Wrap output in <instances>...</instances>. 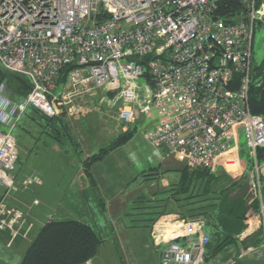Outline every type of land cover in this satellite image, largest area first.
Segmentation results:
<instances>
[{
  "label": "built area",
  "instance_id": "obj_1",
  "mask_svg": "<svg viewBox=\"0 0 264 264\" xmlns=\"http://www.w3.org/2000/svg\"><path fill=\"white\" fill-rule=\"evenodd\" d=\"M217 1L0 0V64L31 87L13 106L18 116L28 107L47 117L78 115L83 110L73 101L101 92L117 106L123 127L151 109L166 115L143 136L191 168L220 163L234 174L243 143L264 248V118L249 105L264 1L236 0L242 9L233 21L217 15ZM65 66L71 69L58 83ZM16 143L0 131V186L7 191L16 188ZM37 180L24 177L20 184ZM23 217L0 205V229L13 232ZM203 228L200 220L186 222L184 237L194 239L166 242L161 263L203 264L210 241Z\"/></svg>",
  "mask_w": 264,
  "mask_h": 264
},
{
  "label": "crops",
  "instance_id": "obj_2",
  "mask_svg": "<svg viewBox=\"0 0 264 264\" xmlns=\"http://www.w3.org/2000/svg\"><path fill=\"white\" fill-rule=\"evenodd\" d=\"M88 97L92 96H81L75 99L73 103L76 101L77 104L80 103L83 104V106H86V104H89L87 99ZM79 108L81 109L82 107ZM86 111L87 108L86 110L83 109V112L78 114V117H76L74 120H79L80 116L85 115ZM64 114H66V118L70 116L68 113L64 112ZM58 116L62 117L63 114ZM164 116L166 115L159 113L156 109H151L148 115L140 116L133 124L126 127H123V125L117 120V122H119V126H117V128L114 129L112 133H110L109 130L105 131V133L113 134L112 136L115 138L119 133L125 132L129 128L135 127L134 129H136L137 123L143 126L144 132L148 128L155 127ZM58 129L62 133L61 135L59 134V138L68 136V138L71 140V134H75L73 128L68 129L67 127L66 130H64L63 128L58 127ZM53 130L54 128L51 126L44 127L42 131H40V137L35 136L34 138H31L30 148L28 150L30 153L29 169L34 170L33 174H35L34 176L38 177V180L30 184L27 188H22L20 183L25 176H21L19 170L15 169L14 178L16 188L7 191L0 186V205L8 210H20L24 213L22 221L15 227L13 232H10L7 229H0V264H19L29 244L32 242L41 227L49 220H77L85 222L90 225L101 237L100 231H98V221H96L95 214L93 213L91 207L101 205L102 209L107 210V213L109 214L112 201L125 188V185H115L113 183V180L115 179L113 177H116V175L113 173V171H111V169L118 170V177H122L124 179L128 177L129 181H139L137 177L140 176L142 177V179L139 181L140 183H158L156 189H154V186L153 188L151 186L152 189L148 191L149 202H154L153 207H151L153 210L149 213H153L154 216L156 215V217L153 219L150 217L145 219L147 222H149L148 226L150 240H148L150 243H152V247L155 248L159 254L158 256H155L156 263L154 264L159 263V260L161 259V252L166 242L172 238H177L179 239L178 241H181L182 243L187 241V238L184 237V224L190 220H193L190 209H195L196 203L195 198H193L188 200V205H182L184 203L182 202V198L185 197V195H182L180 192V182L184 173L183 170L185 168L190 170L193 169L187 166L184 159L170 153L165 147L156 148L150 145L145 140L142 132L143 139L154 150V164H149L147 162L138 160L137 162L139 163V167H137V170L135 169V163H129L131 159L120 160L123 156H125V152L127 151L124 150L125 152H120L121 150L126 149L128 144L127 142L119 148L109 152L101 160H98L89 166L88 170L91 175V179L87 180L88 182H80L81 185H77L73 189L69 182L64 180V178H60V180L55 181L53 184H49L50 182L47 176V170L45 169V166L42 164L41 160L38 159H41L46 151H48L49 157L52 156V153L49 151H52L49 140L42 141L41 137L43 134L49 138H53ZM94 131L95 129L93 128H87L85 133L92 132L94 134ZM76 133L80 136L79 137L77 134H75L78 139L80 138L82 142L81 147H83V149L86 147V144L88 145V148L90 145H92L91 142H89L90 140L88 143L84 144L85 137L81 134L79 129ZM112 139H110L107 143H109ZM55 140L62 142L60 139ZM107 143L101 145L97 151ZM71 145L77 147V145L73 144V142ZM85 153L86 154L83 155L85 159L79 161L82 164L83 172L85 166L84 163L89 160V157L92 154H94H91L89 150H87ZM49 159L51 162H53V158ZM156 163L158 165H155ZM221 167L222 165L217 163L211 170L208 171L212 174H218ZM38 173L40 174L38 175ZM160 180H162V182L159 183ZM232 181L234 182L235 180L230 176V180L226 181L227 186L230 185V183H233ZM84 183H86L88 186H86ZM97 188L99 189V194L106 198V203L108 204L107 209L105 207V202L102 201L100 196L91 200L93 202L92 206L90 203H88V197H90L89 193L91 191L94 193V190ZM193 191L195 193V190ZM73 196H75L80 201V205L84 207V209L79 210L76 203L78 209V213L76 215L78 218H65L64 216L68 215L64 213V210L60 209V205L63 203L64 206L65 201H68V204L70 205L69 201L72 200ZM51 197L57 199L56 213H58V218L56 219L54 218V213L52 215L50 214V206L51 202L53 201ZM118 212H120V210H118ZM123 215L126 214L124 213ZM110 217V222L108 223L112 224L113 230V224L115 225L121 220L120 217H118L119 219L116 218V220H114L115 216L113 215H110ZM195 218L196 217H194V219ZM33 229L35 231L31 236ZM203 230L204 233H207L205 225ZM258 235L259 232L257 229L256 232H247L244 227L235 236V241L226 245L219 252L214 254L210 249H204L203 264H205L207 261V264H264L261 262V260H263L264 253L259 250L262 248L260 247L261 239ZM115 237L116 234L114 235V238L105 240V242L101 237L102 242L99 244L95 255L83 264H145L146 261L144 260V257L146 256V251L138 250L136 248L141 247L143 242L149 243L148 240H138L133 243L132 241ZM244 251L246 253H244Z\"/></svg>",
  "mask_w": 264,
  "mask_h": 264
},
{
  "label": "rangeland",
  "instance_id": "obj_3",
  "mask_svg": "<svg viewBox=\"0 0 264 264\" xmlns=\"http://www.w3.org/2000/svg\"><path fill=\"white\" fill-rule=\"evenodd\" d=\"M253 59L257 65H259L264 60L263 26H257L255 30L253 39ZM1 71L4 73L8 72L0 64V72ZM7 77V80L10 82L9 84H7L8 82L0 83V131L9 132L17 142L16 144L18 147V161L15 169L19 170L21 176L23 175L25 177H32L35 174H33V169H29L30 153L28 150L30 148L31 138H34L35 136L40 137V131H42V129L44 128L42 127L44 123L43 119H41L40 116L31 108H28L26 112L20 114L19 116L17 112L13 111V106L21 101L20 94L16 91L25 90L24 87H20L22 81L19 78L12 76ZM104 96V93H95L92 97L87 98L89 104H86V106H83V104L80 103L77 104L75 101L74 103L76 107H82L84 110H86L87 108L85 115H81L79 120L77 121L74 120L76 117H78L77 115H72L66 118V114H64V112L61 113L63 114V121H65L68 129L73 128L75 134H77L76 132L79 129L81 131V134L84 135V137L86 138H84V144L88 143V141L90 140L89 142H91L92 145H90L89 148L87 144L84 149L83 147H81L82 142L80 138L78 139L77 137L79 136V134H77V136L74 133V135L71 134V140L68 138V136L59 138L62 142L56 141L55 139L49 138L46 135L42 134L41 140H49L52 148V151L49 150L50 153H52V156L49 157L48 151H46L43 154V157L41 159H38L41 160L42 164H44L45 169L47 170V176L50 182L49 184H53L55 181L60 180V178H64V180H67V182H69L70 186L73 189L77 185L80 186V182L90 180V178H87V176L84 174L82 170V164L79 161L85 159L83 155L86 154L85 152L87 150H89L92 154L97 151V149L101 145L114 138V136H112L113 134L110 133H112V131H114L117 126H119V122H117L118 108L116 105L112 106L108 101L104 102ZM87 128L95 129L94 134L92 132L85 133V130ZM63 129L66 130L65 127H63ZM107 130L110 131L109 134L105 133V131ZM142 132L143 126L137 123L133 138L128 141L126 149L120 151L125 152L124 150H127L125 152V156H123L120 160L131 159L129 163H135V169L137 170V167H139V163L137 162L138 160L147 162L149 164H154V150L143 139ZM71 141L73 142V144H76L77 147L71 145ZM240 142H243L242 135H240ZM238 155L240 161L239 169L234 171L235 173L233 172L234 174H232L225 171L222 166L218 175L222 174L221 176L228 178H230L231 176L235 181L244 182L245 194L242 198V202H244V212L242 216L243 228L245 227V230L247 232H256V229L258 228L257 200L255 198L254 192L250 189L248 184L247 168L249 166V162L247 157V148L245 147V145L243 146V143L239 145ZM49 158H53V162H51ZM155 165L158 164L156 163ZM111 171H113V173L116 175V177L112 176L113 178H115L113 180V183L115 185H125L124 190L119 193V195L116 196V198L112 201L111 208L109 209V214L115 216L114 220L120 217L121 221L119 223H116L115 225L113 224L114 227L112 230V224L108 223L110 222L109 218L111 217L107 213V210H103L101 205L91 207L93 213L95 214L96 221H98V231H100L101 237L104 239V242L105 240L114 238L115 234V238H120L123 240L126 239L128 241H132L133 243L138 240L147 241L150 238L148 226L149 222H147L145 219L148 217H150L151 219L156 217V215L154 216L153 213H149L153 210V208L151 207H153L154 202H149L148 191H150L153 186L154 189H156L158 183H140L139 181L142 179V177L140 176L137 177L139 181H129L128 177H126V179L118 177V170L111 169ZM39 174L40 173H38V175ZM160 182H162V180H160L159 183ZM225 183H227L226 180H223L222 183H219V188ZM84 184L88 186L86 183ZM98 191L99 189L97 188L94 190V193L93 191L89 193L90 197H88V203H90L92 206L93 202L91 200L95 197L100 196L102 198V201L105 202V207L107 209L108 204L106 203V198L102 197ZM51 198L53 201L51 202L50 206V214L52 215L54 213V218L56 219L58 218V213H56L57 199L54 197ZM69 202L70 205L68 204V201H65L64 206L63 203L60 205V209L64 210V213L68 215L64 217L70 219L78 218L76 215L78 213V209L83 210L84 207L80 205V201L75 196H73L72 200H70ZM216 202L218 203L219 199H217ZM76 203L78 205V209ZM207 204L208 202L205 201L204 197L198 198V203L196 205L198 215L195 216V220L202 221L204 225L207 221V218L204 215L205 207L207 206ZM118 210H120V212H118ZM124 213L126 215H123ZM34 231L35 230L33 229L31 236L33 235ZM193 239L194 237L187 238V240ZM149 240V243L143 242L141 244L142 246L136 249L146 251V256L144 257V260L146 261L145 264H154L156 263L155 256H158L159 254L157 250L152 247V243H150ZM260 247L262 249L259 250L264 253V248L261 245ZM207 262L205 264H207ZM261 262L264 263V257ZM158 264H162L161 260H159Z\"/></svg>",
  "mask_w": 264,
  "mask_h": 264
},
{
  "label": "trees",
  "instance_id": "obj_4",
  "mask_svg": "<svg viewBox=\"0 0 264 264\" xmlns=\"http://www.w3.org/2000/svg\"><path fill=\"white\" fill-rule=\"evenodd\" d=\"M241 9V5L236 0L217 1V15L228 21H233L232 19L241 13ZM70 69V66L61 69L58 83L65 82ZM7 76L17 77L22 81L20 87H24L25 91L19 89L20 91L17 90L16 92L20 94L21 100L24 99L31 88L28 80L18 74L1 71L0 83L8 82L7 84H9ZM249 105L252 114L264 118V60L257 65L253 59ZM33 110L43 119V127L51 126L54 128L52 136L58 140L59 134H62L59 133L61 131L58 127L67 128L63 117H47L38 110ZM134 128L119 133L89 157V160L84 163V173L88 178L91 179L89 166L101 160L109 152L126 144L132 138ZM183 171L180 192L185 197L182 198V202H184L182 205H188V200L193 198H195L197 205L198 198L201 197H204L205 201L208 202L206 206L208 208L205 207L204 215L207 218L205 223L206 234L210 241L206 244L205 249H210L215 254L235 241V236L243 229L244 182L232 181L233 183L230 185L227 186L225 183L219 188V183H222L223 180L228 181L230 178L221 176L222 174H211L208 170L201 168H193L192 170L185 168ZM217 199H219L218 203L216 202ZM190 210L191 217L198 215L197 206ZM101 242L102 238L85 222L49 220L29 244L19 264H83L95 255Z\"/></svg>",
  "mask_w": 264,
  "mask_h": 264
}]
</instances>
